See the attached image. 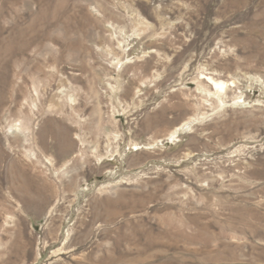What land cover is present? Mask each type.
<instances>
[{
  "label": "rangeland",
  "instance_id": "374dc122",
  "mask_svg": "<svg viewBox=\"0 0 264 264\" xmlns=\"http://www.w3.org/2000/svg\"><path fill=\"white\" fill-rule=\"evenodd\" d=\"M0 264H264V0H0Z\"/></svg>",
  "mask_w": 264,
  "mask_h": 264
},
{
  "label": "bare ground",
  "instance_id": "6f19581e",
  "mask_svg": "<svg viewBox=\"0 0 264 264\" xmlns=\"http://www.w3.org/2000/svg\"><path fill=\"white\" fill-rule=\"evenodd\" d=\"M207 80L209 81L210 85H211L214 89H216L217 92H215V93H218L219 91H222V90L224 89V87H225V84H226V83H224V82L214 81L211 77H207ZM184 126H185V125H184ZM176 128H178V127H176ZM179 128H180V127H179ZM179 128L176 129V130H174V131L171 133V136H174V135L178 132L177 130H179ZM169 136H170V135H169Z\"/></svg>",
  "mask_w": 264,
  "mask_h": 264
}]
</instances>
